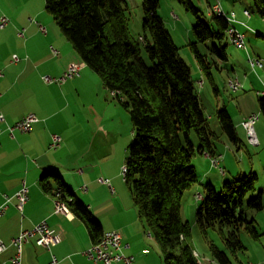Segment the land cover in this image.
Masks as SVG:
<instances>
[{
    "label": "trees",
    "instance_id": "obj_1",
    "mask_svg": "<svg viewBox=\"0 0 264 264\" xmlns=\"http://www.w3.org/2000/svg\"><path fill=\"white\" fill-rule=\"evenodd\" d=\"M63 36L71 44L78 59L101 80L103 87L129 113L133 141L128 145L124 183L144 220L148 232L158 242L164 264H199L193 249L180 242L189 227L181 220L180 208L184 193L197 183L192 159L196 153L215 156V134L208 126L190 68L178 53L168 29L157 13L158 0H142L143 30L150 40L135 39L125 15L126 0H44ZM196 18L192 27L194 42L189 44L200 72L212 81L211 68L227 61V21L215 14L202 20L192 0H176ZM255 11L264 15V0H252ZM217 42L207 47V55L197 45ZM144 51L151 62L147 65ZM264 115V98L259 99ZM223 133L235 145L240 139L226 108L216 112ZM195 134L198 145L191 140ZM257 175L240 174L224 182L216 190L208 182L201 194L196 225L228 229L223 241L231 254L245 250L240 232L254 240L260 236L255 220L243 210L259 212L264 208L263 193L256 194ZM41 189L67 209L85 226L93 243L104 234L100 222L88 207L69 190L58 175L52 180L45 174ZM252 197L245 203L246 196ZM212 256L219 264H230L224 251L210 245Z\"/></svg>",
    "mask_w": 264,
    "mask_h": 264
},
{
    "label": "crops",
    "instance_id": "obj_2",
    "mask_svg": "<svg viewBox=\"0 0 264 264\" xmlns=\"http://www.w3.org/2000/svg\"><path fill=\"white\" fill-rule=\"evenodd\" d=\"M1 16L7 17L9 24L0 29V116H3L0 121V206L4 203L3 195H14L23 183L28 188V201L19 211L17 201L12 199L0 216V238L6 245L0 254V264L16 253L11 240L42 221L58 232L62 240L46 248L31 238L22 246L21 264H52L53 260L54 264H95L84 255L93 242L83 223L69 210L56 213L55 199L41 189L40 179L45 174L49 180L58 175L100 222L104 233L118 231L121 234L123 253L133 257L132 264H164L160 246L148 232L132 201L124 193L117 196L114 188L103 183L102 180H107L103 178L107 175L103 171L107 159L93 143L96 138L82 136L77 123L72 122L75 125L71 126V114L67 113L69 104L61 100L67 88L65 83L57 87L56 83L43 80L46 75L59 77L78 57L63 44L59 46L61 52L58 51V55L63 52V56L55 60L49 47L44 46L40 52V47L31 39L18 37L21 29L33 30L32 19L39 17L31 0H0ZM14 55L19 58L16 63L12 61ZM85 76L81 75L78 80L82 81ZM30 113L38 119L31 131H14L11 135L8 127ZM249 115L242 117L240 123ZM54 134L61 137V143L50 149ZM215 155H220L216 149ZM261 212L246 214L264 231Z\"/></svg>",
    "mask_w": 264,
    "mask_h": 264
},
{
    "label": "rangeland",
    "instance_id": "obj_3",
    "mask_svg": "<svg viewBox=\"0 0 264 264\" xmlns=\"http://www.w3.org/2000/svg\"><path fill=\"white\" fill-rule=\"evenodd\" d=\"M19 1L25 2V0ZM192 2L200 10L199 17L204 20L205 15L208 14L209 4H214L215 0H192ZM220 2L225 13L235 12L234 26L245 35L246 49H237L229 40H223L221 44L226 46L227 61H219L216 66H212V81H209L200 72L189 46L191 42L195 41L192 32V27L196 24L195 16L186 11L176 0H158L157 13L178 47L179 56L190 68L198 91V98L208 119V126L216 136L214 138L215 149L221 155L218 167H213L210 158L199 153H196L192 159L198 180L182 197L180 217L189 227V231L181 236L180 242L192 247L193 254H196L195 257L200 264H219L212 256L211 244L225 252L230 264H264L263 230L259 229L261 234L257 240L240 232V239L245 250L234 255L226 248L223 241V236L228 233L227 228L222 230L207 228L205 231H201L196 225L197 209L201 204V198L198 199L197 196L205 193L204 186L208 182L216 190H220L224 182L231 181L240 174L249 175L253 172L257 175L254 194L261 190L264 201V115L260 112L259 107V99L264 98V15L261 16L255 11L252 0H220ZM31 3L33 7H37L39 17L32 19L33 30L21 29L17 32L18 37L23 40L31 39L40 47V52L43 51L44 46L49 47L55 60L62 58L63 52L56 57L52 48L60 51L59 46L65 44L74 52L52 15L46 11L45 1L31 0ZM126 3L125 15L131 35L135 39L142 36L150 40L149 33L143 30L142 0H126ZM244 10L250 13V18L243 16ZM19 32L23 33V36H19ZM212 44H217V42L209 41L205 45H197L199 52L207 55L209 61L211 57L208 55L207 47ZM142 57L147 65L151 64L144 51H142ZM250 60L259 61L261 65L252 68ZM86 73L89 74L85 76ZM81 75L85 76L82 81L78 80ZM80 76L67 79L65 84L56 82L57 87L62 84L67 87L61 95V100L64 104H69L67 113L71 114V126L75 125L72 122L77 123L81 126L82 136H85L86 139L90 136L96 138L93 143H96L97 148L107 159L103 170L107 175H104L103 178H107L109 186L116 190L117 196L124 193L133 203L122 175V169L126 166L127 147L134 139L129 113L103 87L100 78L91 69L84 67ZM228 78H238L242 88L232 92L227 86ZM56 95L59 97L58 93ZM222 107L226 108L235 125L240 139L239 145L233 144L220 127L216 112ZM253 113L259 116V120L254 125V131L259 141V145L255 147L249 144L246 131L240 123L242 117ZM73 131V129L70 131L72 136ZM191 140L197 147L198 140L193 132ZM220 168L224 173L220 171ZM110 174L112 175L110 176ZM65 180L67 183L69 182L67 177ZM251 197V194L247 195L245 203ZM243 210L247 214L253 213L252 210L247 209L246 204H244ZM261 213L259 215L264 219V208ZM248 216L250 215L248 214Z\"/></svg>",
    "mask_w": 264,
    "mask_h": 264
},
{
    "label": "built area",
    "instance_id": "obj_4",
    "mask_svg": "<svg viewBox=\"0 0 264 264\" xmlns=\"http://www.w3.org/2000/svg\"><path fill=\"white\" fill-rule=\"evenodd\" d=\"M209 9H212L216 15L218 13H225L221 6L220 0H215V3L210 5ZM245 17L250 18V13L247 10L243 11ZM227 16H230L231 20H233V27H227L226 34L228 40L231 44H233L237 49H246L245 46V35L238 31L234 26L236 21V14L235 12L227 13ZM9 23V19L5 16L0 17V29H4ZM244 24V23H241ZM43 30V29H42ZM19 36H23V33L19 32ZM53 54L55 56L58 55V51L53 49ZM12 61L14 63L19 61L17 55L12 57ZM252 68L256 66H260L261 63L259 61H249ZM86 67V64L81 61L80 59L71 62L67 68L64 70L63 74L59 78H52L50 76H44L43 80L45 83H64L67 79H73L75 77H79L83 68ZM227 86L232 92H236L242 88V84L238 78H228ZM112 96H115V92L111 93ZM0 121H3V116H0ZM38 121L37 117L34 114H27L13 126H9L8 130L11 135H13L14 131H19L21 133H29L32 129L34 123ZM257 123L255 121V115L250 114L241 122V126L246 131V135L248 137V142L251 146H258L259 141L256 137L254 131V125ZM61 143V137L54 134L52 135V140L50 147L57 148ZM205 157L210 158L211 165L213 167H218L221 155L209 156L208 154H204ZM220 171L222 169L220 168ZM103 183L109 185L107 180H102ZM4 203L0 206V216L4 215L6 209L8 208V204L15 199L17 201V209L19 211L23 210L24 205L28 201V188L23 183L21 188L12 196L4 194ZM198 197V196H197ZM199 199V198H198ZM56 213H63L62 210L58 205L55 206ZM31 238H35L36 244L39 246H43L46 248H50L61 242L62 238L61 235L50 229L46 221H42L36 224L32 229L23 230L20 234L11 240V245L15 247L16 253L7 261L3 262L2 264H21V249L22 246L28 242ZM124 245L122 243V236L118 231H109L105 232V238L102 245H97V247H90L84 252V255L93 263H103V264H115V263H122V264H132L133 257L126 256L123 253ZM6 249V245L0 238V254ZM55 263L53 260L52 264ZM199 263V262H198ZM200 264V263H199ZM251 264V263H249Z\"/></svg>",
    "mask_w": 264,
    "mask_h": 264
},
{
    "label": "bare ground",
    "instance_id": "obj_5",
    "mask_svg": "<svg viewBox=\"0 0 264 264\" xmlns=\"http://www.w3.org/2000/svg\"><path fill=\"white\" fill-rule=\"evenodd\" d=\"M208 14L211 15V14H215V13H214V11L212 9L208 8ZM217 16L224 17L225 20L227 21L228 27H233V20H231L230 16H227V13H218ZM200 84H202V81H200ZM254 115H255V121H258L259 120V116L256 115V114H254ZM126 173H127V167L124 166L123 169H122L123 180H125V178H126ZM198 198H202L201 195H198ZM56 205H58L60 207V209L62 210L63 213H67L68 209H67V207L65 206L64 203L56 201ZM104 238H105V233L103 234L102 239L99 242H97V243H92L91 247H97V245H102V243L104 241ZM194 255L196 256L195 253H194Z\"/></svg>",
    "mask_w": 264,
    "mask_h": 264
}]
</instances>
